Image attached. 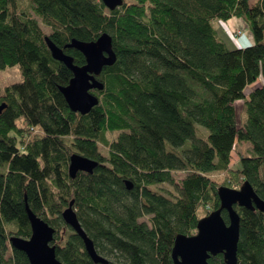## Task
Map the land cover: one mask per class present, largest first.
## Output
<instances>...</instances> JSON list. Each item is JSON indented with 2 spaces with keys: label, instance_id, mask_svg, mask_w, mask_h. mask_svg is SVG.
Masks as SVG:
<instances>
[{
  "label": "trees",
  "instance_id": "obj_1",
  "mask_svg": "<svg viewBox=\"0 0 264 264\" xmlns=\"http://www.w3.org/2000/svg\"><path fill=\"white\" fill-rule=\"evenodd\" d=\"M231 17L248 25L251 45L227 47L215 22ZM105 32L116 60L91 91L98 103L72 112L59 91L72 72L45 38L63 48ZM14 65L21 80L0 91V264H28L9 243L30 236L25 199L55 229L62 264H100L61 217L70 201L106 264H173L175 236L196 233L220 186L247 180L264 200V0H123L114 10L100 0H0V69ZM73 153L97 161L92 173L69 177ZM233 207L238 264H264V213ZM208 263L225 264L222 254Z\"/></svg>",
  "mask_w": 264,
  "mask_h": 264
},
{
  "label": "water",
  "instance_id": "obj_2",
  "mask_svg": "<svg viewBox=\"0 0 264 264\" xmlns=\"http://www.w3.org/2000/svg\"><path fill=\"white\" fill-rule=\"evenodd\" d=\"M109 10L121 6L123 0H100ZM46 45L53 59L64 64L72 77L68 84L60 86L59 91L72 112L86 114L98 103L92 90H102L103 83L98 76L104 67L112 65L116 55L112 46V37L102 33L96 40L81 41L75 38L62 47L54 44L48 37ZM64 49L79 51L85 60L83 65L73 63V57ZM4 104L0 105V111ZM97 161L83 155L73 153L69 157L68 175L74 178L78 172L92 173ZM127 189L132 184L125 181ZM220 205L217 209L201 217L196 225V233L192 235L177 234L171 249L173 264H209L211 256L222 254L225 264H238L237 247L239 241L240 217L234 205L264 213V200L254 191L246 180L238 188L220 186L217 189ZM25 210L30 225V236L27 239L11 236L12 248L22 251L28 264H62L56 257L55 247L51 245L55 229L41 217L34 214L25 199ZM227 213L228 222L222 217ZM63 221L76 233L83 242L84 249L94 263L106 264L107 259L97 253L92 239L87 235L77 218L73 201L61 212Z\"/></svg>",
  "mask_w": 264,
  "mask_h": 264
},
{
  "label": "rangeland",
  "instance_id": "obj_3",
  "mask_svg": "<svg viewBox=\"0 0 264 264\" xmlns=\"http://www.w3.org/2000/svg\"><path fill=\"white\" fill-rule=\"evenodd\" d=\"M126 1H131V0H126ZM215 27L218 29L219 35L221 37H223L225 43L227 44V47L229 49L235 48L236 47L235 45H233L229 40H227L226 38H224L226 35L224 34L223 31H222L223 33L221 32V28H220V25H219L218 20L215 22ZM236 30H237V28L234 29V31H236ZM238 37L237 38L240 39L241 36H238ZM248 45L249 44H247V43H244L243 44L244 47H246ZM20 80H21V77H20V74H19V70H18V66L17 65H14V66H11V67H6L4 69H0V91L6 85H9V84H12V83H15V82H19ZM254 86H255V84L252 87H254ZM242 106H243V99H238V100H236L234 102L235 115H236V117H237L238 120H240L241 117H242ZM195 125H196V128H197L196 134L199 137H201L203 139H206V137L208 135V131L204 127H202V126H200L198 124H195ZM113 135H111L110 138L113 137ZM236 147L242 153H245V154L250 153L251 154L250 148L248 147V144L247 143H243V144L237 145ZM231 156H232V166H236L237 165V162H238V158H239L236 149L231 152ZM180 174H183V173H179V175ZM213 176L219 177L218 174H214ZM166 187L169 188V189H171V190L173 189V188H171L168 185H162L161 188H163V192H165Z\"/></svg>",
  "mask_w": 264,
  "mask_h": 264
},
{
  "label": "crops",
  "instance_id": "obj_4",
  "mask_svg": "<svg viewBox=\"0 0 264 264\" xmlns=\"http://www.w3.org/2000/svg\"><path fill=\"white\" fill-rule=\"evenodd\" d=\"M218 22L221 28V32L223 31L224 34L226 35L225 38L229 40L236 47H244L243 46L244 43H247L249 45L253 43V38L250 33V29L242 18L231 17L226 21L218 20ZM235 28L240 30V35H239L241 36L240 39H238L239 37L236 39L233 37V31ZM258 83H262L261 78L259 79V81H257V84Z\"/></svg>",
  "mask_w": 264,
  "mask_h": 264
},
{
  "label": "built area",
  "instance_id": "obj_5",
  "mask_svg": "<svg viewBox=\"0 0 264 264\" xmlns=\"http://www.w3.org/2000/svg\"><path fill=\"white\" fill-rule=\"evenodd\" d=\"M240 35V30L233 31V37L236 39Z\"/></svg>",
  "mask_w": 264,
  "mask_h": 264
}]
</instances>
